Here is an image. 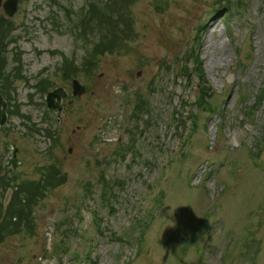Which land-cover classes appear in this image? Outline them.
I'll return each instance as SVG.
<instances>
[{"label":"rangeland","instance_id":"obj_1","mask_svg":"<svg viewBox=\"0 0 264 264\" xmlns=\"http://www.w3.org/2000/svg\"><path fill=\"white\" fill-rule=\"evenodd\" d=\"M19 7L0 26L12 76L0 140L6 160L19 147L12 205L31 222L0 228V264H264V0ZM103 36L114 51L87 70ZM75 77L87 93L65 99L58 121L36 86L71 91ZM49 165L64 179L34 202ZM102 176L115 186L110 205Z\"/></svg>","mask_w":264,"mask_h":264},{"label":"water","instance_id":"obj_2","mask_svg":"<svg viewBox=\"0 0 264 264\" xmlns=\"http://www.w3.org/2000/svg\"><path fill=\"white\" fill-rule=\"evenodd\" d=\"M7 5L10 14L13 15L14 12L16 11L17 0H10V2L7 3ZM73 88H74V94L76 96L82 95L86 91L85 86H83L77 79L73 81ZM67 96L68 93L66 92V90L63 87H59L48 94L47 96L48 105L51 108L58 109L61 112L63 108L62 98H65ZM6 107H7V103L0 94V125H3L7 121Z\"/></svg>","mask_w":264,"mask_h":264},{"label":"trees","instance_id":"obj_3","mask_svg":"<svg viewBox=\"0 0 264 264\" xmlns=\"http://www.w3.org/2000/svg\"><path fill=\"white\" fill-rule=\"evenodd\" d=\"M92 14L95 12V10L94 9H92ZM112 17H114L113 15H110L109 17H107V16H103V19H106V21L105 20H99V19H102V16H101V14L99 15V17H98V21H101V22H103V21H105V22H107V24H108V26H110V29L111 30H113L114 28H116L118 31H120L119 30V24H118V26L116 25V27H112L110 24L111 23H108V20L109 19H112L113 20V18ZM114 23V22H113ZM109 29V28H108ZM116 30V31H117ZM115 31V32H116ZM113 33V34H116V33ZM124 32H125V30H124ZM111 33V32H110ZM128 33V32H127ZM105 35V34H104ZM118 36H116V38H117ZM115 38V39H116ZM107 39H109V38H107V36H103L102 38H101V40H100V42H98V45L96 46V49L98 48L99 50H101V51H97V54L96 55H94L93 57H91V56H88L87 58H85V59H87V61H85V67H86V69L87 70H89V69H91V67L94 65V64H92V62H94L95 63V60H96V58H97V56L98 55H100V53H102V52H104V50L103 49H105L106 47L108 48V50H109V52H113L114 51V47H112L113 46V42H110V39L107 41L108 42V44L106 43V40ZM111 41H114V39H111ZM6 46H7V42H6ZM6 56V55H5ZM5 58V57H4ZM197 62V65L195 66V69L197 70L198 69V67H202L201 66V63H200V61H199V59H198V61H196ZM71 74V73H70ZM75 75V74H74ZM202 77V76H201ZM200 77V78H201ZM1 89H2V91L4 92V87H1ZM46 90V88L44 89V91ZM108 184V181H105L104 183H103V188L106 186ZM112 187L113 186H111L110 188L108 187L107 189V193H108V196H109V194H110V197L111 196H114V194H112L111 195V191H112ZM104 191H105V193H106V190H105V188H104ZM43 192L45 193V191L43 190ZM41 195H42V193H41ZM20 224H21V228H23V227H25V223H24V221H25V219L23 218V216L25 215L24 214V212L23 211H20ZM15 215H13L12 216V218L14 217ZM5 230H7L8 232H9V229H8V227L6 226L5 227Z\"/></svg>","mask_w":264,"mask_h":264},{"label":"flooded vegetation","instance_id":"obj_4","mask_svg":"<svg viewBox=\"0 0 264 264\" xmlns=\"http://www.w3.org/2000/svg\"><path fill=\"white\" fill-rule=\"evenodd\" d=\"M22 0H19V4L21 3ZM1 12H3V14H1ZM0 12V22H2L3 20L7 19V15L5 10L2 8ZM3 130V129H2ZM3 142L0 140V178L6 176L7 174L10 175L11 173H14L16 167H15V161H16V156L18 154V149L15 150L14 148V153L13 155H9L8 160L7 161V165L5 164V157H4V152H3V146H2ZM12 153V151H11ZM11 159V160H10ZM2 182L0 181V186H1Z\"/></svg>","mask_w":264,"mask_h":264}]
</instances>
